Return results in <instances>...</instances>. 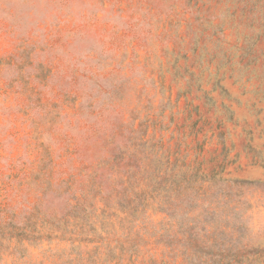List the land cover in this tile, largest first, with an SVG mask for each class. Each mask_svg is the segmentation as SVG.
<instances>
[{
	"label": "rangeland",
	"instance_id": "rangeland-1",
	"mask_svg": "<svg viewBox=\"0 0 264 264\" xmlns=\"http://www.w3.org/2000/svg\"><path fill=\"white\" fill-rule=\"evenodd\" d=\"M0 264H264V0H0Z\"/></svg>",
	"mask_w": 264,
	"mask_h": 264
},
{
	"label": "trees",
	"instance_id": "trees-1",
	"mask_svg": "<svg viewBox=\"0 0 264 264\" xmlns=\"http://www.w3.org/2000/svg\"><path fill=\"white\" fill-rule=\"evenodd\" d=\"M168 167H165L164 170H167ZM178 171L176 172L177 174H184L185 171L181 170V169H177ZM166 174V173H164ZM189 180V179H188ZM161 181V180H160ZM158 182L156 183L157 187L160 188V186L162 184H166V182ZM223 183H225L226 185L228 186H234V185H237V184H241V183H247L246 181H223ZM187 182H181V184H179V186H183V187H186L187 186ZM250 185H253L254 182H249ZM167 186H169V184H167ZM188 188V187H186ZM97 191H96V196L99 197L101 200L103 201H107V202H110L112 201L111 199V196H112V192L106 196L107 194V191L106 189L104 190L103 187H97ZM187 190V189H186ZM151 200H147V201H150V208L151 210H155V213H162V214H165L167 217L169 218H172V215L175 214L176 212H183V209H184V206L185 204H187L188 202H183V200H177V199H160V198H157V197H153V198H150ZM133 203V201H131ZM183 203V204H182ZM215 247L217 246H214L212 249V252H213V256H216V252L220 250V252L222 254H226L229 252V248L226 247V246H223L222 247H217L215 249ZM219 249V250H218ZM180 253L185 257L187 255V249L186 248H180ZM189 251V250H188Z\"/></svg>",
	"mask_w": 264,
	"mask_h": 264
}]
</instances>
